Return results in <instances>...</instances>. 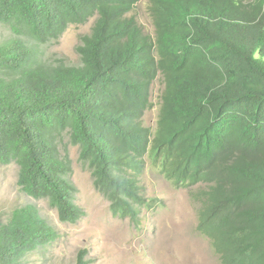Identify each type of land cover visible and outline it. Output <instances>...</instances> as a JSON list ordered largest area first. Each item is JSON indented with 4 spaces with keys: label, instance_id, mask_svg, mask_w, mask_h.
Masks as SVG:
<instances>
[{
    "label": "trees",
    "instance_id": "16d2710c",
    "mask_svg": "<svg viewBox=\"0 0 264 264\" xmlns=\"http://www.w3.org/2000/svg\"><path fill=\"white\" fill-rule=\"evenodd\" d=\"M139 1L0 0L12 33L0 43V163L75 223L85 212L61 149L78 145L112 212L138 224L147 156L173 187L202 185L197 230L219 264H264V0H148L152 33L128 15ZM94 16L80 65L42 58L40 46ZM158 76L152 131L141 118ZM55 237L34 206L17 208L0 220V264Z\"/></svg>",
    "mask_w": 264,
    "mask_h": 264
},
{
    "label": "rangeland",
    "instance_id": "374dc122",
    "mask_svg": "<svg viewBox=\"0 0 264 264\" xmlns=\"http://www.w3.org/2000/svg\"><path fill=\"white\" fill-rule=\"evenodd\" d=\"M148 5V0H140L128 15L134 16L144 31L152 33ZM95 19L71 24L57 40L40 46L42 58L50 63L61 60L80 65L77 47L82 37L90 34ZM11 37L9 28L0 23V43ZM163 86L158 76L152 84V104L143 114L142 123L152 131L156 128ZM62 140L61 144L68 137ZM61 150L68 152L70 180L76 187L74 201L85 212L75 223L61 222L48 200L33 198L20 189L16 163H0V220L7 222L15 209L32 205L56 232L52 241L28 251L22 264H75L81 249L88 250L85 258L90 264H219L208 239L197 231L199 202L194 194L202 185L175 188L146 158L147 168L140 183L141 194L149 205L140 209V222L133 224L129 218L112 212L110 200L96 188L91 170L80 161L79 146L68 145Z\"/></svg>",
    "mask_w": 264,
    "mask_h": 264
},
{
    "label": "clouds",
    "instance_id": "9594fccd",
    "mask_svg": "<svg viewBox=\"0 0 264 264\" xmlns=\"http://www.w3.org/2000/svg\"><path fill=\"white\" fill-rule=\"evenodd\" d=\"M137 5V4H136ZM133 10V9H132ZM131 10V11H132ZM148 110V109H147ZM147 110H145L144 111V113L147 111ZM143 113V114H144ZM142 119H143V115H142V118H141V121H142ZM143 124V123H142ZM144 125V124H143ZM148 127V126H147ZM146 158H148L147 156H145V161H146ZM149 159V164L151 165V166H155V165H153L152 163H151V160H150V158H148ZM157 167V166H156ZM146 168H147V164H145V168H144V172H145V170H146ZM143 172V173H144ZM143 173L139 176V184L141 185V183H140V179H141V176L143 175ZM160 173V172H159ZM161 174V173H160ZM162 175V174H161ZM163 176V175H162ZM163 179H165L171 186H172V184L169 182V180H167L164 176H163ZM142 187V186H141ZM176 188V187H175ZM179 188V187H178ZM147 199V198H146ZM198 231V230H197ZM199 232V231H198ZM201 234V233H200ZM205 238H207V237H205ZM209 241V240H208Z\"/></svg>",
    "mask_w": 264,
    "mask_h": 264
}]
</instances>
